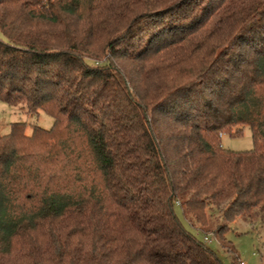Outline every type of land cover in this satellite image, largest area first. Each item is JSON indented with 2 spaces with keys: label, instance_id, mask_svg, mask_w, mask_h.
<instances>
[{
  "label": "trees",
  "instance_id": "1",
  "mask_svg": "<svg viewBox=\"0 0 264 264\" xmlns=\"http://www.w3.org/2000/svg\"><path fill=\"white\" fill-rule=\"evenodd\" d=\"M0 100L54 120L0 135V264H222L204 236L264 228V0H0Z\"/></svg>",
  "mask_w": 264,
  "mask_h": 264
},
{
  "label": "rangeland",
  "instance_id": "2",
  "mask_svg": "<svg viewBox=\"0 0 264 264\" xmlns=\"http://www.w3.org/2000/svg\"><path fill=\"white\" fill-rule=\"evenodd\" d=\"M15 123H25L26 134L30 136L35 126L50 130L54 125V120L43 111L30 115L20 106H10L0 100V135H8ZM240 131L235 128L232 136L222 135V147L235 152L252 150L254 142L251 130L248 127L244 128L242 136L239 137ZM177 215L188 231L202 239L185 220L180 209L177 210ZM212 238L213 241L208 247L215 252L222 264H234V262L238 264L239 261L244 264H264V228H256L243 221H239L234 226V229L228 233L227 239L234 247L235 256L238 258L236 260L231 253L223 250L218 238Z\"/></svg>",
  "mask_w": 264,
  "mask_h": 264
},
{
  "label": "built area",
  "instance_id": "3",
  "mask_svg": "<svg viewBox=\"0 0 264 264\" xmlns=\"http://www.w3.org/2000/svg\"><path fill=\"white\" fill-rule=\"evenodd\" d=\"M203 240H204V243L206 245H210L212 243V241H213V238L211 236H204ZM242 264H244V263L242 262Z\"/></svg>",
  "mask_w": 264,
  "mask_h": 264
}]
</instances>
